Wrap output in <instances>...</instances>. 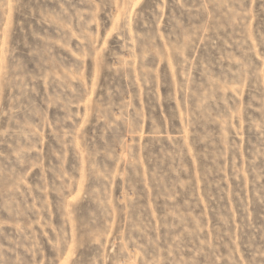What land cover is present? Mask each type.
I'll return each instance as SVG.
<instances>
[{
	"label": "rangeland",
	"instance_id": "374dc122",
	"mask_svg": "<svg viewBox=\"0 0 264 264\" xmlns=\"http://www.w3.org/2000/svg\"><path fill=\"white\" fill-rule=\"evenodd\" d=\"M0 264H264V0H0Z\"/></svg>",
	"mask_w": 264,
	"mask_h": 264
}]
</instances>
